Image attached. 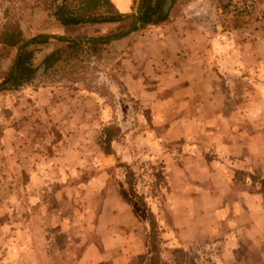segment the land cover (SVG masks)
I'll return each mask as SVG.
<instances>
[{"label":"rangeland","instance_id":"1","mask_svg":"<svg viewBox=\"0 0 264 264\" xmlns=\"http://www.w3.org/2000/svg\"><path fill=\"white\" fill-rule=\"evenodd\" d=\"M50 1L0 0V30L18 19L26 40L100 41L27 46L36 73L16 87L4 85L19 47L0 45V264H264V241L232 205L237 189L264 183L260 153L242 149L264 127V22L229 13L235 68L188 69L174 56L142 59L161 34L153 22L105 40L132 26L141 0L79 34L58 27ZM67 1L78 10L83 0ZM151 2L157 21L163 0ZM107 127L120 128L111 142Z\"/></svg>","mask_w":264,"mask_h":264},{"label":"crops","instance_id":"2","mask_svg":"<svg viewBox=\"0 0 264 264\" xmlns=\"http://www.w3.org/2000/svg\"><path fill=\"white\" fill-rule=\"evenodd\" d=\"M139 1L140 0H112L118 12L126 16L133 12L134 6ZM220 1L188 0L186 4H183V0H173L172 7L164 18L166 20L163 19L164 21L161 20L159 23H154L159 28H162L161 30L159 29L161 34L157 39H154V37L150 39L147 38L148 43L142 48V53L144 55L142 59L146 60L149 58L148 56L156 54L160 59L165 60H170V58L174 56L178 58V60L183 61V65H186L185 63L188 62L186 66L188 69H214L226 66L235 68V65L231 63L233 58L230 57L232 61L228 62L225 54L231 53V51L236 52L234 50V45H231V43L235 41L234 38L237 33L227 26L229 12L222 7V2L220 3ZM84 25H63L60 22L58 23L59 28H72L71 31L78 34L83 29ZM94 26L99 27L102 25L93 24L91 30L94 29ZM253 32L254 34H252L251 37L260 34L259 30H256L254 26ZM230 39H232L231 42ZM249 51L248 49V52ZM239 62L241 61L239 60ZM253 63L254 56L251 57L248 66H251ZM171 66L175 67V64ZM240 66L241 65L238 64L236 67ZM186 68L184 67V69ZM208 76L209 74L202 76L201 82L204 83L209 81ZM214 81L216 80L214 79ZM215 96L217 97V95ZM215 96L211 93L206 98ZM260 128L258 135H254L253 133L250 134L249 138L251 140H248L246 145L243 144L242 149L245 147L244 151L246 155H248V158H255L254 155L256 152H259V162H261L262 169H264V127ZM257 136H260V138H256ZM261 179H264V175ZM252 183L253 181H251V184ZM259 188L261 189L252 192L250 188L244 187L237 189L232 195V199L234 200L232 205L235 206L238 213L243 211V216L246 219L244 221L246 234L254 241H264V183L260 182ZM229 207L228 205L227 208ZM222 210L225 211L224 206ZM237 223L238 221L234 224ZM262 258L264 260V253Z\"/></svg>","mask_w":264,"mask_h":264},{"label":"trees","instance_id":"3","mask_svg":"<svg viewBox=\"0 0 264 264\" xmlns=\"http://www.w3.org/2000/svg\"><path fill=\"white\" fill-rule=\"evenodd\" d=\"M56 1L57 0H51L48 4L46 3V8L50 10L56 17L57 21H59L63 25L119 22L126 18V15L118 12L112 0H83L82 5L78 10L73 9L71 7V3H69L67 0H64L61 6H58L54 9L53 7ZM154 13L155 10L152 7L151 0H146L144 14L141 18V22L157 23V21H154ZM157 13L158 11L155 14ZM5 17H7V11ZM25 40L26 39L24 38V33L18 19H8V21L2 25L0 30V45L19 47ZM78 44L81 43L71 42L70 46ZM59 54L60 51L56 50L49 54L46 57V60H54L59 57ZM33 57L34 53L31 49H29V47H24L22 49L19 59H17L16 57L13 70L8 79L10 81L13 78L15 71H17L14 87L29 84L32 81L33 76L36 73V67H34L33 64ZM117 132H120V128L107 127L105 129L107 141L111 142L112 140H114ZM107 151L109 152L110 150L107 149ZM131 194L134 195V197L139 196L136 195L137 193L135 190ZM140 203L142 205H145V201L143 200V198L140 199ZM153 238L154 241L152 240L151 244L152 247H155V236H153Z\"/></svg>","mask_w":264,"mask_h":264},{"label":"water","instance_id":"4","mask_svg":"<svg viewBox=\"0 0 264 264\" xmlns=\"http://www.w3.org/2000/svg\"><path fill=\"white\" fill-rule=\"evenodd\" d=\"M145 1L146 0L140 1V5H139V9L137 11L136 17H135V21L133 22L132 26L128 30L120 33L118 36L106 38L105 40L117 39L118 37L119 38L123 37L125 35H128L132 31H134L139 26V24L141 22V18H142L143 11H144ZM172 2H173V0H163L162 9H161L160 15L157 17V21H160L167 16V14L169 13V11L172 7ZM50 38H56V39L67 41V42L73 41V40L83 41V42H99L100 41L98 39H93V38H88V37L86 38V37H77L76 36L73 38H68V37H64V36L56 35V34H47V35H44V36L39 37L37 39H29V40L24 41L18 48L17 59L20 58L21 51L24 47H27V46L34 44V43H44L45 41H47ZM16 76H17V71H15L13 78L10 80V82L8 84L4 85V87H10V86L14 85ZM2 88L3 87H0V89H2Z\"/></svg>","mask_w":264,"mask_h":264},{"label":"built area","instance_id":"5","mask_svg":"<svg viewBox=\"0 0 264 264\" xmlns=\"http://www.w3.org/2000/svg\"><path fill=\"white\" fill-rule=\"evenodd\" d=\"M228 9L241 24L264 22V0H229Z\"/></svg>","mask_w":264,"mask_h":264}]
</instances>
